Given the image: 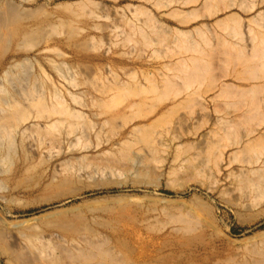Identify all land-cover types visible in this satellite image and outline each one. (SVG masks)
Masks as SVG:
<instances>
[{
	"label": "rangeland",
	"instance_id": "374dc122",
	"mask_svg": "<svg viewBox=\"0 0 264 264\" xmlns=\"http://www.w3.org/2000/svg\"><path fill=\"white\" fill-rule=\"evenodd\" d=\"M1 97L0 264H264V0H0Z\"/></svg>",
	"mask_w": 264,
	"mask_h": 264
},
{
	"label": "bare ground",
	"instance_id": "6f19581e",
	"mask_svg": "<svg viewBox=\"0 0 264 264\" xmlns=\"http://www.w3.org/2000/svg\"><path fill=\"white\" fill-rule=\"evenodd\" d=\"M0 104H5L6 102L4 101V98L3 97H1L0 98ZM56 103H59V100H57V102ZM60 104V103H59ZM60 106H62V105H60ZM64 107L62 106V110L60 111V110H58L59 112L58 113H61V114H63V115H61V116H65V118L64 119H62V117L61 118H59V119H51V120H49L48 121V123H47V126H48V128H50V127H56L57 125H60V124H63V123H66L67 124V126L68 127H71V128H74V129H76V128H79V126H82V123H83V121L81 120V118L80 117H78V115H77V113L76 112H74V111H72V110H67V108L65 107L64 109H63ZM14 115V114H13ZM20 117H22V116H20ZM10 118V117H9ZM25 119V118H24ZM26 119H27V117H26ZM18 120V119H17ZM12 121H14L13 120V118H12ZM25 121H22V122H20V123H18L17 125H15L14 126V128H13V126H12V129H14V130H16V128H18L19 126H20V124H22V123H24ZM27 122V121H26ZM85 123V122H84ZM1 124V123H0ZM4 128V127H3ZM47 128V127H46ZM1 129V128H0ZM10 129V128H9ZM11 129V130H12ZM3 130V129H2ZM82 130V129H81ZM9 130H6L5 131V134L4 135H9V133H11L12 131H9ZM13 132H15L16 133V131H13ZM76 141V140H75ZM246 176V175H245ZM250 178V177H249ZM247 180V179H246ZM71 181V180H70ZM248 181V180H247ZM241 184V183H240ZM262 187V186H261ZM244 199V198H243ZM1 223V222H0ZM18 263V262H17Z\"/></svg>",
	"mask_w": 264,
	"mask_h": 264
}]
</instances>
